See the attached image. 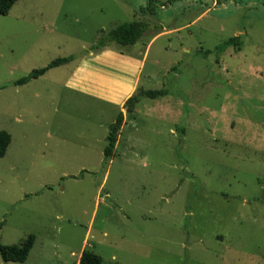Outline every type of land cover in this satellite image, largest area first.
Instances as JSON below:
<instances>
[{"label":"rangeland","instance_id":"374dc122","mask_svg":"<svg viewBox=\"0 0 264 264\" xmlns=\"http://www.w3.org/2000/svg\"><path fill=\"white\" fill-rule=\"evenodd\" d=\"M147 2L17 0L0 15V243L35 237L25 262L0 264H77L83 250L101 264H264V0ZM133 21L148 24L134 45L90 51ZM234 36L240 51L201 54ZM84 72L167 89L122 108L105 167L119 110Z\"/></svg>","mask_w":264,"mask_h":264},{"label":"trees","instance_id":"16d2710c","mask_svg":"<svg viewBox=\"0 0 264 264\" xmlns=\"http://www.w3.org/2000/svg\"><path fill=\"white\" fill-rule=\"evenodd\" d=\"M17 0H0V15H6L10 8ZM147 7L151 11L154 10V0H147ZM148 24L144 21H133L129 23L116 24L108 31L101 30L98 39L89 49L90 51H98L100 49L108 47L111 43L118 44L120 46H132L134 45L146 32ZM243 46V40L239 36L228 38L227 40L219 43L213 50H205L201 52L203 57L214 55L216 58L224 53V51L231 47L235 51H240ZM72 56L60 57L51 61L47 66L34 69L29 75L18 79L14 82L15 85H21L27 83L31 79H36L45 74L49 69L66 64L72 61ZM167 95V89L163 86L160 89L140 90L132 94L127 98L123 104V109L132 114L135 111L136 105L142 98L156 99L159 97H165ZM124 124V114L119 112L116 115L115 120L108 126V134L106 136L107 145L103 149V167L106 166L109 159H111L114 149L118 140V134L121 127ZM11 136L8 132L0 131V157H3L10 144ZM4 222L0 221V228H2ZM35 237L30 234L22 242L21 245H4L0 243V258L4 262H17L23 263L28 258L29 252L33 247ZM102 258L88 250H83L80 254L78 264H101Z\"/></svg>","mask_w":264,"mask_h":264},{"label":"crops","instance_id":"0c3cea01","mask_svg":"<svg viewBox=\"0 0 264 264\" xmlns=\"http://www.w3.org/2000/svg\"><path fill=\"white\" fill-rule=\"evenodd\" d=\"M119 61L125 62L124 56L119 55ZM97 61V60H95ZM127 65L130 64V62H126ZM123 66V65H121ZM94 69H90L89 71H92ZM123 71V70H122ZM85 73V72H84ZM81 75V74H80ZM86 79H91L94 85H91V87H96L93 89H88L87 87H84L85 91L94 93L97 91V95L105 94V102L110 103L112 105H117L119 112H122L123 104L127 98L130 97L132 89L131 83H126L123 81H116L114 77L109 75V73H93V72H86L85 73ZM88 85V84H87ZM100 89V90H99ZM93 90V91H92ZM118 112V113H119ZM117 113V114H118ZM80 257V256H79ZM79 261V260H78ZM78 264V262H77Z\"/></svg>","mask_w":264,"mask_h":264}]
</instances>
